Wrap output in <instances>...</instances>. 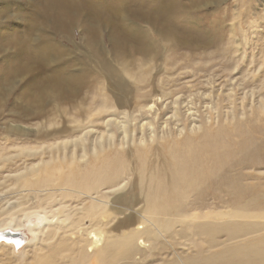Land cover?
I'll return each instance as SVG.
<instances>
[{
  "label": "bare ground",
  "instance_id": "obj_1",
  "mask_svg": "<svg viewBox=\"0 0 264 264\" xmlns=\"http://www.w3.org/2000/svg\"><path fill=\"white\" fill-rule=\"evenodd\" d=\"M105 1L98 0L97 6L105 10ZM112 2L119 9L128 4L132 11L147 8L151 20L168 32L166 41L179 39L180 47L173 44L166 49L161 42L153 44L159 38L144 35L139 24L130 23L124 25L126 32L116 31L108 38L110 50L104 49L95 57L100 63L97 75L91 65L95 60L89 55L78 67L70 64L61 73L38 82L33 74L23 95L27 105L20 103L18 113L24 120L39 118L40 122L30 127L21 122L6 125L5 129L11 127L19 136L4 137L0 148L1 192L10 191L15 198L11 207L7 203L0 206V234L10 232L15 237L0 241L5 246L12 242L15 248L23 244V228L34 238L46 229L43 241L50 243L36 252V264H60L58 258L70 251L77 254L70 264H120L140 252L139 242H150L152 249L162 253L167 244L173 246L183 239L195 249L172 264H264V209H258L264 194L256 183L246 182L252 177L244 171L264 162V140L256 143V134L264 132V125L246 119L217 129L205 124L199 131L181 123L179 129L167 130L161 136L158 127L171 129L172 121L181 122L182 104L177 97L170 111L163 109V103L157 111L156 105L163 98L176 95L178 84L171 75L156 78L154 73L162 71L163 63L165 73L171 74L182 57H190L178 53V48L190 43L186 35L194 29L172 22L175 16L181 17L186 4L184 0ZM211 40L220 47L224 37ZM26 50H20L12 60L29 65L31 54ZM217 54L222 67L226 53ZM28 65L23 69L30 71ZM91 74L95 75L94 84ZM89 87L91 102L87 103L89 96H83L78 105L71 106V113L59 106L76 101ZM56 99L58 117L47 115L43 104L37 107ZM132 104L139 117L120 110ZM167 115L170 117L165 118ZM131 116L143 121L133 124ZM157 118L162 119L158 127ZM100 120L106 132L95 136L94 125ZM119 135L123 147L117 149L113 142ZM155 138L160 145L150 147L147 143ZM125 142L136 143L135 150L126 149ZM8 149H13L14 155L7 154ZM11 161L13 166L7 165ZM77 232L91 235V253L68 236Z\"/></svg>",
  "mask_w": 264,
  "mask_h": 264
},
{
  "label": "rangeland",
  "instance_id": "obj_2",
  "mask_svg": "<svg viewBox=\"0 0 264 264\" xmlns=\"http://www.w3.org/2000/svg\"><path fill=\"white\" fill-rule=\"evenodd\" d=\"M97 1L92 3L91 0H72V2L66 0L63 3V0H54L53 4H50L49 0H0V148L5 142L4 137L16 139V136H19V133H15L11 127L5 129L6 125L21 122L22 125L30 127L40 120L38 118V120L26 119V121L19 116L20 103L27 105L25 96L31 86L29 83L33 74L38 82L44 76L61 73L70 64L72 67H78L83 63L86 55L95 60L98 53L104 49L110 50L108 38L116 31L126 32L125 24L133 23L137 26L139 24V28L146 32L144 35L148 34L149 37L151 35L153 39L159 38V41L154 40L153 44L161 42L166 49L180 43L177 41L179 39L166 41L165 38L169 37L168 32L163 31L165 28L161 23H154L151 20L147 8L137 7L132 11L128 4L119 9L112 0H106L103 3L106 5L104 10L97 6ZM184 2L186 5L179 14L181 17L175 16L172 22L178 27L186 26L194 29L195 32L186 35L190 43L178 48V53H185L190 57L183 59L184 57L180 55L179 57H182L180 63L176 64V69L171 74L165 73L163 63L162 71L159 74L154 73L156 78L171 75L178 84L175 85L176 95L163 98L162 102L156 105L157 111L162 108L161 103L164 104L163 109L170 111L174 106L173 101L178 97V101L182 104L183 118L181 122L172 121L171 129L159 128L162 119L157 118L155 121L157 132L161 136L163 133L167 134V130L174 132L179 129L181 123H188L187 128L193 126L199 131H202L200 127H204L205 124L217 129L220 125L234 126L237 121L246 122V119H253L251 122L256 120L258 125H264V0H198L196 5L189 3L191 2L189 0ZM132 8H135V5L132 4ZM201 35H206V38L203 40ZM220 35L224 37V41L219 42L220 47L211 43L214 40L209 41ZM23 49H27L26 51L31 54L29 65L28 63L23 65L20 59H16L17 63L15 59L12 60L13 56ZM217 53H226L223 63L225 65L222 67L219 64L221 57ZM127 58L132 59V57ZM99 64L96 60L91 62V65L95 66L96 75L100 69ZM22 65H28L30 71L23 69ZM92 76L89 79L94 84L95 75ZM92 87L85 88L76 101L65 102L59 106L70 110L71 113V106L78 105L83 96H89L87 103L91 102ZM224 95H226L225 99L222 100L221 97ZM42 104L48 110L47 115L58 117L54 108L55 104L58 105V99L38 103L37 107H43ZM135 106L132 104L131 107L120 110H127L136 118L139 117L140 112ZM191 107H193L191 111L188 110ZM171 113L169 112V115ZM169 115L165 118H169ZM120 117L122 118L121 115ZM254 117L259 118L254 119ZM141 120L143 121L142 118L137 120L131 116L133 124ZM94 127L95 136L103 131L106 132L101 120ZM150 133L151 129H148L146 134ZM256 136V143H263L264 132L257 133ZM121 137L122 135L116 136L113 142L114 148L123 147ZM138 137L139 134H135V138ZM147 144L156 148L160 142L155 138L153 143ZM124 146L134 151L137 145L125 142ZM6 152L10 153V156L14 155L13 149H8ZM13 164L14 161L7 162V165L13 166ZM245 169L244 171L252 177L246 182L256 183L264 194V162ZM1 187L0 181V206L7 203V206L11 207L15 203L14 195L10 191L1 192ZM113 197L114 195L111 194L110 199ZM9 198L11 199L7 202ZM258 207L259 210L264 209V195L260 198ZM33 221L37 220L33 218ZM261 221L264 222V218ZM40 227L43 229L44 226L40 225ZM43 231L44 233L39 232L38 237L34 238L26 228H23L21 230L23 244L15 248H12V242H8L11 244L5 246L4 241H0V264H36L34 261L36 252L41 251L40 247L50 243L43 241L46 229ZM83 234L77 232L68 236L79 240L78 245L87 246V251L91 253L93 247L88 244L92 237ZM178 241L179 243L173 246L167 244L162 253L152 249L150 242L145 244L139 242L140 252L120 264H172L175 259H184L191 255L195 249L190 242L186 245L184 239ZM64 255L58 258L60 264H70V261L77 257L76 252L73 251Z\"/></svg>",
  "mask_w": 264,
  "mask_h": 264
},
{
  "label": "water",
  "instance_id": "obj_3",
  "mask_svg": "<svg viewBox=\"0 0 264 264\" xmlns=\"http://www.w3.org/2000/svg\"><path fill=\"white\" fill-rule=\"evenodd\" d=\"M10 232H5L3 234H0V238H3V239H9V238H12L11 236H14L12 233L9 234ZM15 237V236H14Z\"/></svg>",
  "mask_w": 264,
  "mask_h": 264
}]
</instances>
